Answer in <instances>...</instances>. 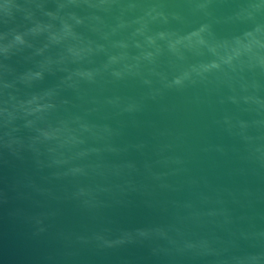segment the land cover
Instances as JSON below:
<instances>
[{
    "label": "water",
    "instance_id": "95a60500",
    "mask_svg": "<svg viewBox=\"0 0 264 264\" xmlns=\"http://www.w3.org/2000/svg\"><path fill=\"white\" fill-rule=\"evenodd\" d=\"M0 264H264V0H0Z\"/></svg>",
    "mask_w": 264,
    "mask_h": 264
}]
</instances>
